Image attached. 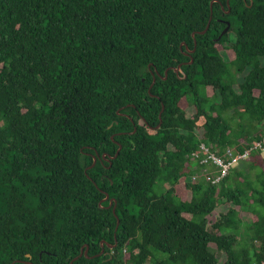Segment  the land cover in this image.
<instances>
[{"label":"trees","instance_id":"16d2710c","mask_svg":"<svg viewBox=\"0 0 264 264\" xmlns=\"http://www.w3.org/2000/svg\"><path fill=\"white\" fill-rule=\"evenodd\" d=\"M263 136L264 0H0V264H264V158L191 157Z\"/></svg>","mask_w":264,"mask_h":264},{"label":"built area","instance_id":"2783aa9c","mask_svg":"<svg viewBox=\"0 0 264 264\" xmlns=\"http://www.w3.org/2000/svg\"><path fill=\"white\" fill-rule=\"evenodd\" d=\"M253 151H258L262 155L261 157L264 158V136L243 151L227 147L222 154L216 153L215 150L202 142L198 149L191 153V157L197 164L205 166V170L207 167L215 168L211 181L213 184H217L226 176L230 168L234 167L239 161L249 158Z\"/></svg>","mask_w":264,"mask_h":264},{"label":"rangeland","instance_id":"374dc122","mask_svg":"<svg viewBox=\"0 0 264 264\" xmlns=\"http://www.w3.org/2000/svg\"><path fill=\"white\" fill-rule=\"evenodd\" d=\"M226 52H228V51L222 50L221 54L227 56ZM228 54H229V53H228ZM227 57H228V56H227ZM228 58H229V57H228ZM240 79H241V75L238 76V80H239V81H240ZM208 94H212V91H211L210 89H208ZM192 112H193V108H192V107H189V108L186 110V113H187L188 116H190V115L192 114ZM263 155H264V153H263ZM257 157L259 158V161H261V159L263 160V158H262L261 156L258 155ZM250 159H251V158H247V159H245V160H243V161H239L235 166H239V165H242V164H249ZM235 166H234V167H235ZM254 217H255V216L251 215L250 213H244V215L242 216V221H243V222H246V221H249V219H252V218H254ZM247 233H248V232H247V230H246V228H245V225L241 222V223H240V226H239V229H238V235L241 236L242 238H245V239L249 240V235H248ZM219 257H220V256H219ZM220 258H221V257H220ZM220 258H219V260H221Z\"/></svg>","mask_w":264,"mask_h":264},{"label":"water","instance_id":"95a60500","mask_svg":"<svg viewBox=\"0 0 264 264\" xmlns=\"http://www.w3.org/2000/svg\"><path fill=\"white\" fill-rule=\"evenodd\" d=\"M228 1H229V0H227V2H228ZM210 20H211V15H210V18H209V20H208V22H207L205 28H204L202 31H200L199 33H203V32H205V31L207 30V28H208V26H209V23H210ZM228 27H229V22L227 21V25H226V27L222 30L221 33L226 32L227 29H228ZM190 51H193V50H188V49H187L188 54H189ZM179 68H180V67H177V68H176V71H177ZM162 110H163V105H162L161 111H160V113H159V116H160V117H161V112H162ZM120 147H121V146L119 145L117 151H119ZM95 162H96V156H93L92 164L89 165L87 168H91V167L94 165ZM106 199H108V193L105 192V197L101 199L100 203H101L102 201L106 200ZM111 203H112V199L109 200V203H108V206H107V207H109V206L111 205ZM112 209H113V212H114V211H115V207L113 206ZM118 224H119V221L117 220V224H116V225H118ZM116 227H117V226H116ZM108 246H109V248H113L115 245H114V244H112V245L109 244ZM82 252H83V251L81 250V252L79 253V255H81ZM85 252H86V250H85Z\"/></svg>","mask_w":264,"mask_h":264},{"label":"flooded vegetation","instance_id":"af4514ba","mask_svg":"<svg viewBox=\"0 0 264 264\" xmlns=\"http://www.w3.org/2000/svg\"><path fill=\"white\" fill-rule=\"evenodd\" d=\"M103 154H104V153H103ZM103 154H101V156H100L101 158H104V157H105V156H104L105 154H104V155H103ZM97 156H98V154H97ZM105 158H106V157H105ZM109 249H112V248H109Z\"/></svg>","mask_w":264,"mask_h":264},{"label":"crops","instance_id":"0c3cea01","mask_svg":"<svg viewBox=\"0 0 264 264\" xmlns=\"http://www.w3.org/2000/svg\"><path fill=\"white\" fill-rule=\"evenodd\" d=\"M259 156H262L261 154H259Z\"/></svg>","mask_w":264,"mask_h":264}]
</instances>
